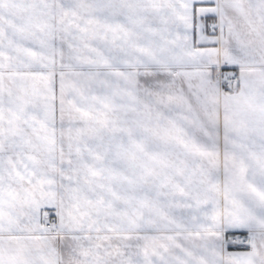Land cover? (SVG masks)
Masks as SVG:
<instances>
[{"label":"snow or ice","instance_id":"1","mask_svg":"<svg viewBox=\"0 0 264 264\" xmlns=\"http://www.w3.org/2000/svg\"><path fill=\"white\" fill-rule=\"evenodd\" d=\"M0 264H264V0H0Z\"/></svg>","mask_w":264,"mask_h":264}]
</instances>
